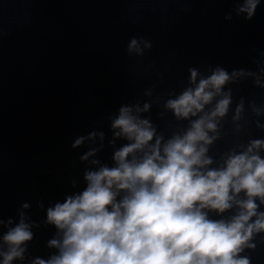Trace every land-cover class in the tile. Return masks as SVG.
<instances>
[{
	"label": "clouds",
	"instance_id": "1",
	"mask_svg": "<svg viewBox=\"0 0 264 264\" xmlns=\"http://www.w3.org/2000/svg\"><path fill=\"white\" fill-rule=\"evenodd\" d=\"M260 3L243 0L236 14L251 20ZM151 48L143 37H132L127 44L129 55L143 56ZM188 72V86L178 95L170 93L164 104L177 120L188 121V127L165 139L141 115L151 103L120 105L109 117V145L125 141L114 149L113 164L91 159L96 167L84 171L83 189L45 209L44 224L56 231L46 246L55 251L47 258L34 257L31 264H250L241 253L255 247L250 243L254 234L264 232V211L258 210L264 205V139L226 153L219 167H210L214 160L208 155L209 146L219 139V121L232 103L231 91L224 87L244 71L229 74L216 67L203 76L190 67ZM243 110L241 101L233 119ZM96 137L103 141L105 133L90 131L75 138L71 147L80 148ZM100 148H90L79 160L89 161ZM38 207L43 209V203ZM0 225L7 227L0 237L7 246L0 250L2 264L23 261L39 223L21 211L18 222L0 219Z\"/></svg>",
	"mask_w": 264,
	"mask_h": 264
}]
</instances>
